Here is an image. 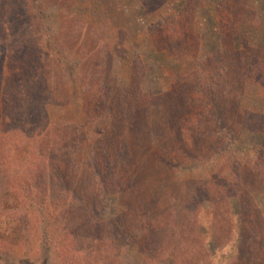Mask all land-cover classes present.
Instances as JSON below:
<instances>
[{
  "label": "rangeland",
  "instance_id": "rangeland-1",
  "mask_svg": "<svg viewBox=\"0 0 264 264\" xmlns=\"http://www.w3.org/2000/svg\"><path fill=\"white\" fill-rule=\"evenodd\" d=\"M0 264H264V0H0Z\"/></svg>",
  "mask_w": 264,
  "mask_h": 264
},
{
  "label": "trees",
  "instance_id": "trees-1",
  "mask_svg": "<svg viewBox=\"0 0 264 264\" xmlns=\"http://www.w3.org/2000/svg\"><path fill=\"white\" fill-rule=\"evenodd\" d=\"M91 193H92V196L97 199L99 201V198L101 197V188H95L93 190H91ZM98 197V198H96ZM96 204H94V206L92 207L93 208V213L96 211V207L97 205L95 206ZM113 222V227L112 229L114 230L113 233L114 234H118L117 231L118 229H115L117 228L116 227V224ZM93 223V222H91ZM109 222H107L106 220H104L103 218H101L100 215L97 216V221L94 222V225L96 226V230L98 231L99 233V236H100V233H102V230H105L107 227H109ZM110 228V227H109ZM97 243H99V246L102 247V244L104 245V243H106V241H104V239L100 238V237H97Z\"/></svg>",
  "mask_w": 264,
  "mask_h": 264
}]
</instances>
